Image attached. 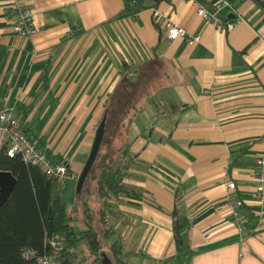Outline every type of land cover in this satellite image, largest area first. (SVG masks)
<instances>
[{
	"label": "crops",
	"instance_id": "1",
	"mask_svg": "<svg viewBox=\"0 0 264 264\" xmlns=\"http://www.w3.org/2000/svg\"><path fill=\"white\" fill-rule=\"evenodd\" d=\"M25 1L37 27L29 37L12 31L9 0H0V107L16 110L24 134L50 160L79 175L122 77L140 86L125 116L108 126L121 130L119 180L141 199L99 205L112 210L110 234L124 257L132 264H264V213L240 232L231 209L237 198L256 208L264 0H228L218 15L233 21L229 30L196 14L221 0H145L146 9L121 19L123 0ZM168 18L199 40H167ZM175 204L188 221L179 235L183 251L172 231Z\"/></svg>",
	"mask_w": 264,
	"mask_h": 264
},
{
	"label": "trees",
	"instance_id": "2",
	"mask_svg": "<svg viewBox=\"0 0 264 264\" xmlns=\"http://www.w3.org/2000/svg\"><path fill=\"white\" fill-rule=\"evenodd\" d=\"M123 2L124 6L115 19L134 16L148 7L144 3L145 0H123ZM122 68L125 71L127 65L123 63ZM138 85L142 83L139 82ZM139 87H132L130 78L128 80V77L123 76L109 96L98 152L85 180L77 190L80 197L81 221L85 227L79 232L72 230L68 206L60 200L59 178L48 177L37 167L24 163L19 155L9 157L4 152V148L0 149V171H9L16 179L11 195L0 205V264H36L34 260L23 258V249H31L40 255L52 256L55 264H85L84 261L88 256L81 258L80 250H78L82 241L87 242L89 256L94 262L101 263L102 256L105 255L112 264H132L124 257L118 240L108 245V248H103V240H106L112 231V226L107 225V219L112 210L99 207L98 230L94 224L91 202L95 194V197L100 200L118 196L141 199L140 193L135 188L120 182L123 172L110 162V154L100 152L109 123L116 122L117 119L125 116L127 105L135 98L136 94L133 92L137 88L139 90ZM132 94L134 95L131 96ZM46 156L48 157L47 152ZM53 161L56 162V160ZM88 183L95 188V193L92 194ZM240 213L246 229L259 220V216L246 206L240 209ZM171 217L177 250L183 251L179 235L188 227V221L180 213L176 204L171 210ZM53 234L60 236L63 243L62 249L55 250L50 247L48 240Z\"/></svg>",
	"mask_w": 264,
	"mask_h": 264
},
{
	"label": "built area",
	"instance_id": "3",
	"mask_svg": "<svg viewBox=\"0 0 264 264\" xmlns=\"http://www.w3.org/2000/svg\"><path fill=\"white\" fill-rule=\"evenodd\" d=\"M229 3L226 0H221L215 7V10H208L204 6L199 5L196 14L205 22L212 24L214 27L221 30H229L234 27L233 21L224 20L218 15V10ZM14 13L11 21V29L16 34L22 37L33 36L37 32V27L34 22L32 10L26 4L25 0H9V9ZM158 9L153 10V16H160ZM166 30V38L171 41L179 37L186 38L189 45L194 44L199 40V35H190L186 31L173 22L171 19H166L164 24ZM0 136L4 145V152L9 157L19 155L24 163L37 167L44 175L48 177H57L60 182L62 180L78 179V174L71 170L62 161L50 160L46 154L36 147V142L27 137L20 124L19 116L16 110L10 106L0 107ZM255 186L250 194L255 203V209L252 211L255 215L261 216L264 213V147L263 150L255 158L254 169ZM228 190H234V182H228ZM245 200L237 198L232 204L231 209L236 217L238 229L240 232L245 230L244 219L240 213V209L244 206ZM49 245L55 250L63 248V243L60 236L53 234L49 238ZM22 256L25 259L34 260L36 264H55L52 256L40 255L31 249H23ZM89 264H101L99 262H91Z\"/></svg>",
	"mask_w": 264,
	"mask_h": 264
},
{
	"label": "rangeland",
	"instance_id": "4",
	"mask_svg": "<svg viewBox=\"0 0 264 264\" xmlns=\"http://www.w3.org/2000/svg\"><path fill=\"white\" fill-rule=\"evenodd\" d=\"M140 90L137 92V96L140 95ZM121 130H117L115 128V124L111 126V128L108 127L106 130V134L102 143V146L100 148V152H108V154L113 155V161H114V166L117 164L118 160V154H116V157L114 156L115 152L117 149L121 152L122 151V145L121 141L119 139V136L121 135L120 133ZM115 138L119 140L117 143H115ZM77 184V179L76 180H71V179H66L62 180L60 183V189H59V197L62 202H65L68 206V215L71 218L70 224L72 230L75 232H79L81 229H84V224L81 221V207H80V197L76 188ZM88 186L90 187V190L93 193H95V188L91 185V183H88ZM99 205H104V200H100L97 197H94V199L91 202V207L94 212V224L95 227L99 230V223L97 222L98 217H97V210ZM108 225V222H107ZM115 240V234L111 233L106 237V240H103V248L106 249L108 248V245H110L113 241ZM78 250H80V256L81 258H86L84 261L85 264H89L93 262L92 257L89 256V250L87 246L86 241H82L78 247Z\"/></svg>",
	"mask_w": 264,
	"mask_h": 264
},
{
	"label": "water",
	"instance_id": "5",
	"mask_svg": "<svg viewBox=\"0 0 264 264\" xmlns=\"http://www.w3.org/2000/svg\"><path fill=\"white\" fill-rule=\"evenodd\" d=\"M103 127H104V119L101 121L100 126L96 130L95 139L93 141L89 155L83 166V169L81 170L78 176L77 184H76L77 190L82 185L88 171L90 170L95 160L102 139ZM15 184H16V179L9 171H0V205H2L9 198V196L11 195L14 189ZM101 264H112V263L105 255H103Z\"/></svg>",
	"mask_w": 264,
	"mask_h": 264
}]
</instances>
